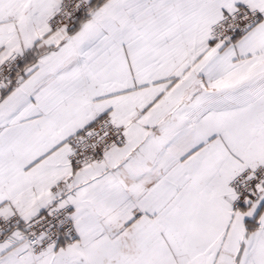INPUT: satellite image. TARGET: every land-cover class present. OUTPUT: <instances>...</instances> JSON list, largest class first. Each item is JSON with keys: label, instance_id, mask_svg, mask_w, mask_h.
Masks as SVG:
<instances>
[{"label": "snow or ice", "instance_id": "snow-or-ice-1", "mask_svg": "<svg viewBox=\"0 0 264 264\" xmlns=\"http://www.w3.org/2000/svg\"><path fill=\"white\" fill-rule=\"evenodd\" d=\"M0 264H264V0H0Z\"/></svg>", "mask_w": 264, "mask_h": 264}]
</instances>
